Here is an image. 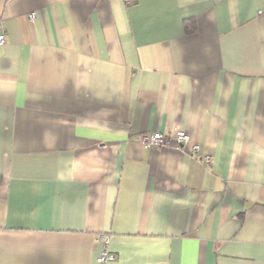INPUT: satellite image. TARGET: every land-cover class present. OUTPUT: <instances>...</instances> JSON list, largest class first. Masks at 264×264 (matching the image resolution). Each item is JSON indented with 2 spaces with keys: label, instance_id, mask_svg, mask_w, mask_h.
<instances>
[{
  "label": "crops",
  "instance_id": "obj_1",
  "mask_svg": "<svg viewBox=\"0 0 264 264\" xmlns=\"http://www.w3.org/2000/svg\"><path fill=\"white\" fill-rule=\"evenodd\" d=\"M0 18V264H264V0Z\"/></svg>",
  "mask_w": 264,
  "mask_h": 264
},
{
  "label": "built area",
  "instance_id": "obj_2",
  "mask_svg": "<svg viewBox=\"0 0 264 264\" xmlns=\"http://www.w3.org/2000/svg\"><path fill=\"white\" fill-rule=\"evenodd\" d=\"M35 14L32 13L30 15V19H34ZM7 42V36L5 32V28L3 25V21L0 18V46H4ZM143 141L147 144H150L155 147H166L169 146L172 141H174L178 145L189 144L190 137L185 131H178L176 133L175 138L171 141L170 139L167 141L161 133H153L150 137H143ZM192 149L197 150L198 146L193 145ZM99 241L101 242L103 248L100 251V254L96 258V262L98 264H109L115 262L117 259L116 253L112 252L109 247V238L107 235L101 234L99 236Z\"/></svg>",
  "mask_w": 264,
  "mask_h": 264
},
{
  "label": "trees",
  "instance_id": "obj_3",
  "mask_svg": "<svg viewBox=\"0 0 264 264\" xmlns=\"http://www.w3.org/2000/svg\"><path fill=\"white\" fill-rule=\"evenodd\" d=\"M190 27H191V26L189 25V31H191V30L193 29V28L190 29ZM193 30H194V29H193Z\"/></svg>",
  "mask_w": 264,
  "mask_h": 264
}]
</instances>
